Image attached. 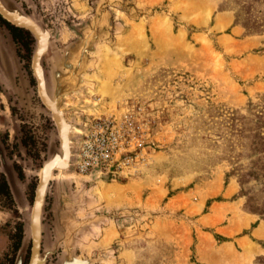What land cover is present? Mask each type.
<instances>
[{"label": "rangeland", "instance_id": "1", "mask_svg": "<svg viewBox=\"0 0 264 264\" xmlns=\"http://www.w3.org/2000/svg\"><path fill=\"white\" fill-rule=\"evenodd\" d=\"M13 1L53 38L43 62L48 85L54 70L63 71L67 82L84 71V85L64 98L72 154L89 115L118 117L128 110L135 134L143 135L124 174L82 177L70 165L59 203L55 173L43 206L40 247L50 255L42 264L63 257L61 249L50 252L59 239L54 206L65 215L75 257L95 258L94 264H264L253 249V224L243 228L240 219L264 221V171L243 176L238 170L264 162V151L244 155L239 144L225 155L229 144L216 129L207 130L212 105L243 114L262 107L264 0ZM0 40L5 47L11 42L6 30ZM19 49L23 60L15 50L10 57L14 79L0 69V143L12 165L14 117L23 113L15 115L11 107L18 102L23 110L30 101L27 116L42 155L29 163L23 180L17 178L31 210L50 140L57 146L58 140L54 123L40 114L46 111L35 109L39 101L31 98L28 78L23 87L31 94H18L20 71L27 75L31 63ZM257 129L264 133V126ZM10 193L0 186V264H14L24 236Z\"/></svg>", "mask_w": 264, "mask_h": 264}, {"label": "water", "instance_id": "2", "mask_svg": "<svg viewBox=\"0 0 264 264\" xmlns=\"http://www.w3.org/2000/svg\"><path fill=\"white\" fill-rule=\"evenodd\" d=\"M20 10L21 9L15 4L13 0H0V15L4 19H6L8 22H10L11 24L17 27H20V28H24L33 35L34 45H33L32 69H33L34 75L37 70L39 78L43 77L44 79L41 57L43 54L47 52L48 43H51L53 38L47 33L46 31L47 29L45 26L39 25L36 23L37 25L41 27L40 29L38 28L37 25L31 24L29 21H28L29 23L28 22L26 23L25 20L27 17ZM39 30H44L45 33H47V40L45 42L46 44L45 46L43 42H40V45H39V40L36 38L35 33H37V31ZM55 73L56 74L59 73V70H54V72L52 73L53 86L51 87L50 85L47 84L50 94L53 96H55L53 94L54 92L53 90L55 89L54 88ZM36 79L38 82V89H39V86H41V83L38 81L37 77ZM56 90L57 88L55 89V92ZM39 93H40V89H39ZM64 93L66 95L68 94L67 91H65ZM43 97H44V94H43ZM43 97H42V101L44 102L45 97L44 98ZM59 103L62 108L63 99H60ZM56 107H57V110L54 111L47 106V108H49V110L52 113L51 116L54 121V125L56 127V132H57L56 138L58 139L59 146L56 145V142L54 138L52 137V139L50 140L49 146H48L46 160L41 167L40 176L38 174V184L36 186L32 208L31 210L28 209L29 214H28V211L25 210V203L27 204V202L25 201L24 195H22L23 192L22 193L20 192L21 187H20L19 180L16 176V173L11 163L7 159L3 145L0 143V172L3 173L6 177V181L11 191V194L13 196V199L16 202L20 210V214L22 216L23 226H24V236L22 239L21 246L18 250L16 259L14 261V264H24L27 250L29 247V242H31V245H32V248H31L32 255H31L29 264H39V262L36 260L37 258H34V254L36 252L38 253V249H39V236H40L39 231L42 225V213H43V206H44V202L46 198V193L49 188L50 182L55 176V173H57V179H58V182H57V185H58L57 189L59 191L58 203L60 201V195H61L60 193L61 192L64 193V189H67L68 187V184L65 181L66 179L65 172L69 170L70 161L72 157L71 146H70L71 140L70 138L68 139V133L71 130L72 126L71 124L67 123L66 120H64L65 119L63 116L64 106L62 110L59 105H57ZM62 126L65 128V130L62 128ZM21 206H23V209L21 208ZM28 207L29 206L27 205V208ZM54 207L56 209V214H57L56 215V226H57V231L59 234V239L54 243L52 252L59 249V245L60 243H62L63 244L62 252H63V255H65V259L63 260L62 264H65L67 259H69L70 261L74 260L73 262H75V264H94L97 261V259L95 258L84 259L82 261H78V263L77 261H75L74 248L70 242V236L68 235L66 229L63 226V220L65 218V215L63 212L59 211L58 206H54ZM25 217H28V218H25ZM36 233H37V242L35 243ZM29 236L32 237L31 240L29 239L30 238ZM48 254H44V253L42 254V257H44V260L46 259Z\"/></svg>", "mask_w": 264, "mask_h": 264}, {"label": "built area", "instance_id": "3", "mask_svg": "<svg viewBox=\"0 0 264 264\" xmlns=\"http://www.w3.org/2000/svg\"><path fill=\"white\" fill-rule=\"evenodd\" d=\"M135 130L128 110L118 117L87 116L77 131L80 138L71 157L74 173L82 177L124 174L128 155L142 145L143 135Z\"/></svg>", "mask_w": 264, "mask_h": 264}, {"label": "flooded vegetation", "instance_id": "4", "mask_svg": "<svg viewBox=\"0 0 264 264\" xmlns=\"http://www.w3.org/2000/svg\"><path fill=\"white\" fill-rule=\"evenodd\" d=\"M23 14L25 16L27 15L24 12H23ZM26 17L29 18L28 15ZM5 30L9 33V36L11 38V42H9V41H8L9 43L4 42V44L6 45V47H5L2 43V41L0 40L1 51L4 50L5 54L11 60L10 57H12V53L15 50L18 57L21 60H23L22 57L20 56L21 51L19 48L21 47L22 49L27 51V53L30 54V57H31L30 66L29 67L25 66L27 69V73H26L27 75H24V73L22 71H20L21 74L19 75V80H21V83H20L19 88L16 87L17 90L19 91L18 94L21 96L23 95V97H25V98H27V96L29 94H31V90L28 89L30 87L27 86V89L25 87H23L25 85V81L28 78L27 81H29V83H30L29 86H31V88H34V90L32 92L35 93V95H33V97H31V98H32L33 102H35V99L37 101H39V106H37V108H35L36 111H40V108L43 109L46 112H44V114L43 113H40V114L42 116H44L47 121L54 123L52 116H51L52 115L51 111L49 110V108H47V106L44 104V102L41 99V96L39 94V89H38V82H37V79H36L34 72H33V69H32L33 47L31 45V42L30 43L28 42V39L30 41H33L32 43H34L33 35L28 30L11 24L10 22H8L6 19H4L0 15V33L4 34ZM25 38H27V40H25ZM13 47H14V49H12ZM49 49H50V46L48 47L47 52L45 54H43L41 57L44 77H47V73L45 72V67L43 65V62H44V58H45L46 54L49 52ZM31 104H30V101H29V103L28 102L26 103V106H24V109H26V111L24 109L22 110V109L18 108V105H19L18 102H16V104L11 107L13 112L15 113V115L19 111L23 113V115L18 116L19 118L16 116L14 117V122H15V131H14V136H13V142H14L13 145L14 146L10 147V151L12 150L14 153L10 154V152H9V154H8V155H10V158L12 160V167H13L17 177L21 180H23L26 177V169L29 166V163L31 164L33 161L41 160V155H42L41 145L39 146V142L37 141V138L35 137L34 131L32 130L33 123H31V121L33 119H31L29 116H27V114H29V113H27V111L30 112L28 109L31 108ZM28 106H29V108H27ZM63 106H64V100H63ZM34 107H35V105H34ZM63 114H64V108H63ZM72 129H73V126H72ZM58 146H59V142H58ZM6 150H7V148H6ZM44 162H45V159L43 160L41 167H42ZM41 167H40V170H41ZM0 177L2 179V180H0V184H1L0 186H5V188H7L9 193H10L11 191H10L9 186L7 184L5 175L0 173ZM37 184H38V178H37ZM37 184H36V186H37ZM36 186L34 188V196H35ZM29 192H30V189H29ZM10 195H12V194L10 193ZM33 200H34V198H33ZM32 203H33V201H32ZM31 248H32V245H31V242H29V247L27 250V254H26L24 264H29V262H30L31 255H32V252H31L32 249ZM60 249L62 250V247L59 248L58 251L55 252V254H58ZM44 252H45V250L43 252H41V247H40V255H42ZM52 254H54V253H52Z\"/></svg>", "mask_w": 264, "mask_h": 264}, {"label": "trees", "instance_id": "5", "mask_svg": "<svg viewBox=\"0 0 264 264\" xmlns=\"http://www.w3.org/2000/svg\"><path fill=\"white\" fill-rule=\"evenodd\" d=\"M260 110H255L253 106L248 113L243 114L240 110H233L225 106L212 105L208 108L207 114L213 121L207 130L216 129V136L221 138L225 144H229L230 149L223 151L225 155L233 153L231 148L239 146V144L244 155L254 154L259 150L264 151V133L257 129L259 125H262V128L264 126V101ZM193 125L195 130H199L198 118L193 121ZM248 166V170L239 166L238 170L241 175L264 171V162L255 161Z\"/></svg>", "mask_w": 264, "mask_h": 264}, {"label": "bare ground", "instance_id": "6", "mask_svg": "<svg viewBox=\"0 0 264 264\" xmlns=\"http://www.w3.org/2000/svg\"><path fill=\"white\" fill-rule=\"evenodd\" d=\"M21 11V10H20ZM27 16V15H26ZM28 19V20H27ZM25 20V19H24ZM30 22L31 24H34V25H37L33 20H31L30 18H26V20H25V22L27 23V22ZM20 22H21V20H20ZM28 22V23H29ZM38 26V28H40L41 29V27L39 26V25H37ZM47 32H48V34L51 36V34H50V32L48 31V30H46ZM35 35H36V38L39 40V45H40V42H43V44H44V46L46 45L45 44V42H46V40H47V33H45V31L44 30H39V31H37V33H35ZM52 37V36H51ZM40 40H42V41H40ZM77 42V41H76ZM49 47V43H48V46H47V48ZM81 47V46H80ZM72 48V47H71ZM8 49V48H7ZM13 49V48H12ZM70 49V48H69ZM82 49V48H81ZM3 50V49H2ZM4 51V50H3ZM3 51H1V49H0V69L2 70L3 69V73L1 72V70H0V72H1V74H3L2 76L3 77H5L7 80H9V81H12L13 79H14V75H13V64H12V61L8 58V56L5 54V51L3 52ZM178 51V50H177ZM176 53V52H175ZM78 54H79V52H78ZM80 56V55H79ZM191 57L192 58H196V55H191ZM72 60V59H71ZM195 61H197V62H202L203 63V61L201 60V58L200 59H194ZM75 61V60H74ZM68 63V62H67ZM83 63V62H82ZM82 63H81V65H82ZM78 64V63H77ZM76 65V64H75ZM12 67V68H11ZM77 67H80V65L78 66L77 65ZM36 69V68H35ZM79 69V68H78ZM60 70V69H59ZM62 70V69H61ZM68 70V69H67ZM66 70V71H67ZM78 71V70H77ZM63 72V71H62ZM61 72V73H62ZM69 72V71H68ZM73 72V71H72ZM84 71L81 69L80 70V72L78 73V75L76 76V78H75V80L74 79H72V80H74V81H71V82H67V80H66V76L64 77V75L63 74H61V73H55V83H54V88L56 89L57 88V90H56V92H55V89L53 90L54 92H53V94L55 95V96H53V95H51L50 94V91H49V89H48V86H47V82H46V78L44 77V79H43V77H40L39 78V76H38V72H37V70H36V72H35V75H36V77L38 78V81L41 83V86H39V89H40V93L39 94H41V98L43 97V94H44V97H45V99H44V103L50 108V109H52V110H57V105H59L60 106V108H61V105H60V103H59V100L60 99H63L64 100V97L66 96H70V95H72V94H75L83 85H84V82H83V80H82V77H81V74L82 75H84V73H83ZM64 73H65V71H64ZM68 74V73H67ZM73 74V73H72ZM2 77V78H3ZM50 78V77H49ZM6 81V80H5ZM8 81V82H9ZM48 81V80H47ZM52 81V79L50 80V82ZM7 82V83H8ZM50 82H48V83H50ZM51 84V83H50ZM68 89V90H67ZM43 91H44V93H43ZM65 91H67V95L64 93ZM49 92V93H48ZM43 97V98H44ZM56 99V100H55ZM57 101H58V103H57ZM27 103V102H26ZM62 108H63V106H62ZM62 108H61V110H62ZM63 116H64V114H63ZM65 120V119H64ZM62 128L65 130V128L62 126ZM71 130H72V128H71ZM71 130L69 131V133H68V139L70 138V132H71ZM73 132V131H72ZM71 140V139H70ZM40 174H41V171H40V173H39V176H40ZM65 191V190H64ZM20 192L22 193L23 192V190H22V188H20ZM65 193V192H64ZM64 193H63V195H64ZM23 195V194H22ZM59 195V194H58ZM61 207V206H60ZM21 208L23 209V206H21ZM30 208H32V206L30 207ZM64 209V208H63ZM25 210H27L28 211V214H29V210H28V208H27V204L25 203ZM66 210V209H65ZM61 211V210H60ZM31 212V211H30ZM66 212V211H65ZM27 213V212H26ZM24 214V213H23ZM24 218V217H23ZM25 218H28V217H25ZM25 221V220H24ZM40 236H39V249H38V253L36 252L35 254H34V258H37L36 260L39 262V264H42L43 262H46V261H44V257H42V255H40V246H41V242H42V225H41V229H40ZM71 234V233H70ZM30 238V240H31V236H29ZM71 238V237H70ZM37 242V233H36V237H35V243ZM61 247H63V244L62 243H60V245H59V248H61ZM52 250H53V248H51L50 249V252H52ZM58 251V249L57 250H55L54 252H57ZM47 252V251H46ZM46 252L44 253V254H46ZM48 255H50V254H48ZM48 258V256L46 257V259ZM74 258H75V261H77V263H78V261H82V259H79V258H77V257H75L74 256ZM45 259V260H46ZM65 259V255H63V258L61 259V261L58 263V264H62V262H63V260ZM69 261V262H68ZM74 261V260H73ZM72 260L70 261L69 259H67L66 260V263L65 264H75V262H73ZM46 264V263H45Z\"/></svg>", "mask_w": 264, "mask_h": 264}, {"label": "crops", "instance_id": "7", "mask_svg": "<svg viewBox=\"0 0 264 264\" xmlns=\"http://www.w3.org/2000/svg\"><path fill=\"white\" fill-rule=\"evenodd\" d=\"M240 219L243 222H245V225H243V228L249 227L251 224H253L252 229H251V233H250V235H251L250 238H252V240L255 243H253V241H251L250 238H247V239L250 240V242L254 244L253 249L255 250L256 255H264V221L258 219L257 217H254L252 215L241 216ZM0 241H2V240L0 239Z\"/></svg>", "mask_w": 264, "mask_h": 264}]
</instances>
